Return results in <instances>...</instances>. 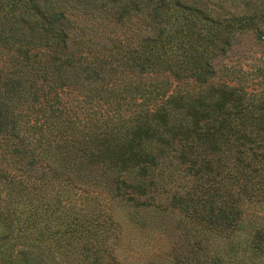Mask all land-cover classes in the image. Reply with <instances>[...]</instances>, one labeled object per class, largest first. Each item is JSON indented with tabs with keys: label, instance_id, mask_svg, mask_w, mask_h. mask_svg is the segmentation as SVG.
Segmentation results:
<instances>
[{
	"label": "trees",
	"instance_id": "obj_1",
	"mask_svg": "<svg viewBox=\"0 0 264 264\" xmlns=\"http://www.w3.org/2000/svg\"><path fill=\"white\" fill-rule=\"evenodd\" d=\"M247 32L264 0H0V264L263 250L264 70L219 64Z\"/></svg>",
	"mask_w": 264,
	"mask_h": 264
},
{
	"label": "rangeland",
	"instance_id": "obj_2",
	"mask_svg": "<svg viewBox=\"0 0 264 264\" xmlns=\"http://www.w3.org/2000/svg\"><path fill=\"white\" fill-rule=\"evenodd\" d=\"M234 44L232 48H229L226 51V56L223 57L222 60H219L220 63L225 64H233L236 68H243V69H249V70H255L256 66L261 67V71L264 70V49H262V46L257 44L254 41V38L252 36V33H241L237 34L234 38ZM260 76L255 79H260L262 82L264 81V77H261V72L259 74ZM256 81V80H255ZM255 212V211H254ZM256 213L259 214V216H262V213L257 211ZM245 226L237 233V236L235 237L236 241L241 243V246L244 244V239L248 238L247 240H250V228L251 225L246 222L244 223ZM249 243V242H248ZM250 244V243H249ZM249 255H251L256 261L264 260V249L255 251L254 254L252 252H248L246 254V261L251 264V261L248 260ZM246 261H243L245 264H248Z\"/></svg>",
	"mask_w": 264,
	"mask_h": 264
}]
</instances>
